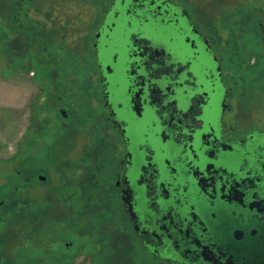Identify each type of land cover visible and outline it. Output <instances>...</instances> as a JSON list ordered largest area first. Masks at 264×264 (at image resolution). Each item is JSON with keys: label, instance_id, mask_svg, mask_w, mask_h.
I'll use <instances>...</instances> for the list:
<instances>
[{"label": "flooded vegetation", "instance_id": "obj_1", "mask_svg": "<svg viewBox=\"0 0 264 264\" xmlns=\"http://www.w3.org/2000/svg\"><path fill=\"white\" fill-rule=\"evenodd\" d=\"M6 1L9 66L29 53L55 71L66 40L82 54L70 102L56 99L68 154L52 160L82 200L24 201L0 264L21 241L29 262L34 238L37 264L66 252L60 264H264V0H93L85 32L66 38L59 18L29 24L39 0ZM83 238L92 249L71 255Z\"/></svg>", "mask_w": 264, "mask_h": 264}, {"label": "rangeland", "instance_id": "obj_2", "mask_svg": "<svg viewBox=\"0 0 264 264\" xmlns=\"http://www.w3.org/2000/svg\"><path fill=\"white\" fill-rule=\"evenodd\" d=\"M6 3V0H0V234L6 233L4 228L13 223L15 215H20L25 210L24 201H27L29 208L33 209L39 207L42 202L49 205L59 203L60 209H68V205L71 204L72 208L77 209L74 207L76 201L79 200L78 203H80L82 200L80 192L73 189L75 186L71 185V189L63 186V183L66 182L65 178L72 176L70 171L73 170L60 167L58 172L57 167H55L56 164H53L52 161L55 156L63 158L64 156L67 157L68 154L69 142L65 136L61 135L62 131L60 130L62 120L58 111L62 108V104H60V100L57 101L56 99L59 96H64L68 100L71 97L69 90L71 91L73 80L79 82L78 80H82L84 77L79 66L81 65L82 54L72 47L69 55L67 52L69 47L66 44H70V42L66 40L65 43L63 41L55 43L56 46L63 44L65 47L63 51L60 48L58 51L57 47L51 49L55 53L53 60L57 63L55 71V67H49L52 64L48 62L51 61L50 57L44 56L40 62H33L32 55L29 53L23 54L24 56H18L17 53L13 58L16 66H9L6 56L7 36L5 33L7 26L3 13ZM89 3L93 4V0H39L36 4L38 6L33 8V12H29L32 19L29 24L34 26L38 22H46L44 23L45 26H50V22L42 17L44 15L51 19L59 18V34L64 35L65 38L70 31L73 32L72 30H75V33L85 32L86 18L94 17L98 11ZM53 6L56 9L52 10ZM29 24L28 26H31ZM27 59L29 62H33V65L30 67V71L26 70L25 72L24 65L27 64ZM17 65L19 66L17 67ZM53 81L59 82L62 88L54 89L51 83ZM67 100H65L66 104L70 102ZM79 143L77 141L76 154L78 156L81 153ZM77 159L75 152L72 153L71 151V160ZM44 163H48L46 168L42 166ZM36 168L39 172H36ZM45 176L47 180L44 179ZM39 178L46 181L41 183ZM51 188H57L59 194L44 200L43 192L49 189L51 191ZM70 194L71 201H68ZM84 217H80V224H84ZM31 222L27 226L28 229L32 225H36V221ZM20 225H16L12 229L9 228L8 232L11 229L10 235L14 231L19 233L20 238L24 226L23 223ZM73 234L71 232V238H74ZM15 240L18 241L19 239ZM34 240L36 242L26 245L27 247L31 245L30 252H28L29 262L24 261L25 254L21 257L22 241L11 247L10 252L6 250L12 259V264H37L35 258L39 251L36 247L40 246L41 243H37L36 238ZM73 242L75 246L71 250V255L73 252L78 254V251L84 252L86 249H92L86 238L77 239L76 242ZM66 254L67 252L64 256L60 254L57 261H52L55 257L45 259L54 264H60L61 261L66 260ZM31 258L34 260L32 261ZM84 259V256H78L75 261L84 264Z\"/></svg>", "mask_w": 264, "mask_h": 264}]
</instances>
